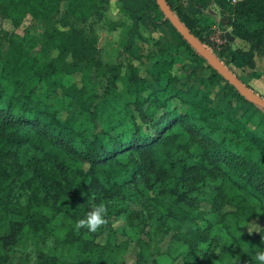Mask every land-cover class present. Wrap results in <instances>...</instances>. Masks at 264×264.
Here are the masks:
<instances>
[{
    "label": "trees",
    "instance_id": "1",
    "mask_svg": "<svg viewBox=\"0 0 264 264\" xmlns=\"http://www.w3.org/2000/svg\"><path fill=\"white\" fill-rule=\"evenodd\" d=\"M62 1V13L71 14L83 0H0L3 18L28 21L32 31L43 28L11 37L0 70L12 88L6 95L0 87V264L11 262L7 247L29 243L38 251L34 264H170L178 256L185 264H255V253L264 250V226L249 234L247 224L253 217L264 220V109L205 67L198 54L180 84L167 57L144 66L143 76L133 69L126 91H112L105 120L98 121L103 113L96 95L75 81L61 85L58 108L41 105L34 98L39 83L52 88L58 77L94 65V49L79 29L42 26L49 2L57 11ZM121 1L132 20V42L141 22L156 27L150 14L164 17L154 0ZM166 2L206 43L200 18L183 9L182 0ZM230 19V33L246 43L236 48L237 65L253 70L264 55V0H236ZM38 38L42 45L34 55ZM217 56L231 69V47ZM197 69L219 86L213 97L195 82ZM100 203L108 223L96 233L77 232L75 222ZM134 204L145 214L136 224L127 218ZM119 218H127L135 234L121 230L125 237L119 239L113 227ZM183 224L197 233L189 231L162 251L163 237ZM131 242L137 249L129 262Z\"/></svg>",
    "mask_w": 264,
    "mask_h": 264
},
{
    "label": "rangeland",
    "instance_id": "2",
    "mask_svg": "<svg viewBox=\"0 0 264 264\" xmlns=\"http://www.w3.org/2000/svg\"><path fill=\"white\" fill-rule=\"evenodd\" d=\"M205 0H182L180 3L183 9H188L191 14L199 17V27H203V34L205 37V46L217 56V51L223 47L230 48V38L226 29V20L217 19L213 12L211 1ZM172 4L175 0H171ZM186 2H189L188 8ZM191 4V5H190ZM193 4V5H192ZM56 11V4L49 2V17L46 25L51 28H59L69 32L70 26L80 30V35L84 38V43H91L94 49L95 60L94 65L87 68L84 72H75L70 76L58 77L59 85L54 84V87L48 88L43 82L37 85V93L34 98L36 102L41 105H49L51 108H58L61 105V98L63 89L61 85H67L73 81L79 87L86 88L88 92L95 94L97 103L99 105L100 120L106 119L105 112L112 107V91L114 89L125 92L127 87L132 83L129 81L133 69L140 70V75L145 74L144 66L152 67L155 60H164L166 57L171 61L170 72L180 79L178 84L183 80L188 79L190 65L194 55L198 54L189 44L187 46L180 39L177 38L175 32L166 24L164 17L162 18L158 12L149 15V24L155 23V28L150 27L146 22L139 24L140 36L135 37V41L129 40V30L132 25V20L126 12L121 0H83L73 10L71 14H63L67 3L62 1L58 4ZM60 11V12H59ZM225 13V10H222ZM59 12V13H58ZM162 13V12H161ZM61 20L66 21V25H62ZM167 20V19H166ZM57 21V23H56ZM30 23L28 21L14 24L10 20L3 18L0 15V70L5 63L9 39L14 36L15 39L22 38L24 35H33L40 33L42 30L32 31L28 29ZM178 33V32H177ZM179 34V33H178ZM184 40V39H183ZM185 41V40H184ZM187 43V42H186ZM42 45V39L34 40L31 47L32 54L36 55ZM235 49V48H234ZM232 57L235 62L230 64V70L241 77H243L248 84L257 93L264 95V55H258L256 68L250 70L245 67L237 65L239 62L238 55L231 49ZM52 55L57 54V50L51 51ZM202 57V56H201ZM203 58V57H202ZM68 59H70L68 57ZM204 59V58H203ZM205 67H212L210 62L204 59ZM229 66V65H228ZM1 75V72H0ZM195 82L203 90H209V95L213 97L218 91L217 84H211L210 79L207 81L206 74L202 75L199 69L196 70ZM206 81V82H205ZM36 84V82H34ZM0 87L5 89L6 95H10L12 88L3 81L0 77ZM201 92V91H200ZM114 95V94H113ZM185 96V94H183ZM66 112H62L65 116ZM252 126V123L249 125ZM132 212L128 213L127 218L131 219L133 223L139 221V217H144L145 214L141 212L138 205H132ZM232 209L231 207H224L222 211ZM137 217V218H136ZM127 218L115 219L113 227L118 228V238L124 239L125 235H121V230L129 234H135V230L127 223ZM152 221H155L154 219ZM140 224V223H139ZM189 224H183L180 230L172 231L165 235L159 243L161 250L170 249L173 246V241L181 239L182 235L188 234L189 231L196 234L197 231L189 229ZM264 226V220L257 217L251 218L247 224L249 234H255L260 228ZM150 227V222L146 223L144 232ZM109 231V227L104 230V236ZM251 232V233H250ZM137 247L134 243H130L127 253L125 255L127 261L134 260V252ZM6 256L9 264H19L22 260L23 264H34L38 256L37 247L35 245L27 244L25 247L9 246L6 249ZM170 264H185L182 256H178Z\"/></svg>",
    "mask_w": 264,
    "mask_h": 264
},
{
    "label": "water",
    "instance_id": "3",
    "mask_svg": "<svg viewBox=\"0 0 264 264\" xmlns=\"http://www.w3.org/2000/svg\"><path fill=\"white\" fill-rule=\"evenodd\" d=\"M164 18L174 27L181 37L195 49L204 59L212 65L213 69L231 84L240 95L247 101L264 109V98L254 90L245 85L225 64L210 51L190 30L182 23L180 18L174 13L166 0H154Z\"/></svg>",
    "mask_w": 264,
    "mask_h": 264
},
{
    "label": "clouds",
    "instance_id": "4",
    "mask_svg": "<svg viewBox=\"0 0 264 264\" xmlns=\"http://www.w3.org/2000/svg\"><path fill=\"white\" fill-rule=\"evenodd\" d=\"M107 214V207L103 203H100L88 211L84 218L77 220L74 228L77 232L81 229H87L89 233H96L108 223L106 219ZM254 260L255 264H264V250L257 251Z\"/></svg>",
    "mask_w": 264,
    "mask_h": 264
},
{
    "label": "crops",
    "instance_id": "5",
    "mask_svg": "<svg viewBox=\"0 0 264 264\" xmlns=\"http://www.w3.org/2000/svg\"><path fill=\"white\" fill-rule=\"evenodd\" d=\"M236 0H212L211 1V6H212V11L215 12L216 11V18L217 19H225L227 25L225 26L228 32V36L230 38V47L231 49H233V51H236V48L238 47H245L246 43L243 42L242 40L234 37L231 33H230V26L228 25L229 22L231 21L230 16L232 14V9H233V4ZM189 2H186V6L188 8L191 9V7L188 4ZM191 5V4H190ZM193 5V4H192ZM225 10V13L221 11ZM235 48V49H234Z\"/></svg>",
    "mask_w": 264,
    "mask_h": 264
}]
</instances>
